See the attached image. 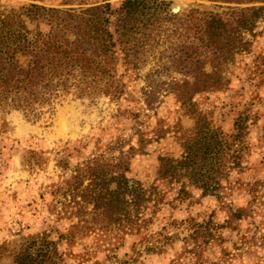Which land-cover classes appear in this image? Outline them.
<instances>
[{"label": "trees", "instance_id": "trees-1", "mask_svg": "<svg viewBox=\"0 0 264 264\" xmlns=\"http://www.w3.org/2000/svg\"><path fill=\"white\" fill-rule=\"evenodd\" d=\"M104 1L87 4L78 0L77 6L70 7L29 3L0 10V111L16 110L37 119L67 96L117 99L125 74L130 70L137 76L150 61L143 75L144 109L153 110L162 92L172 95L194 120L186 129L180 122L172 127L181 153L158 157L156 180L176 184L178 196H186L191 187L201 196L220 198L223 180L229 182L230 171L241 165L243 118L235 121L228 139L209 124L194 97L223 87L221 66L245 47L242 34L251 31L262 7H229L223 13L192 8L179 13L170 11L164 0H122L115 7ZM132 116L134 144L129 135L106 145L94 143L99 146L92 153H86L88 145L80 141L72 146V153H68L69 143L63 147V157L56 161L61 169H68L69 157L86 153L69 169L60 187V203L70 220L64 233L69 242L82 231L106 236L114 230L124 235L151 221L144 213L161 200L157 185L143 186L126 173L131 157L143 153L148 143L162 138L170 127H164L159 117L149 125L137 113ZM141 124L143 129L138 128ZM224 206L225 227L232 230L237 229L238 221L253 216L249 206ZM185 221L189 231L181 239L180 258L187 254L190 264H229L209 261L204 255L214 238L210 218ZM29 244L14 254V264H61L54 241L43 239L36 247H31L34 242ZM155 244L146 245L163 252V245Z\"/></svg>", "mask_w": 264, "mask_h": 264}, {"label": "rangeland", "instance_id": "rangeland-1", "mask_svg": "<svg viewBox=\"0 0 264 264\" xmlns=\"http://www.w3.org/2000/svg\"><path fill=\"white\" fill-rule=\"evenodd\" d=\"M107 1L115 7L122 0ZM164 1L168 2L170 11L179 13L192 8L223 13L229 7H262L251 31L242 34L247 42L245 47L234 54L232 61L221 66L225 79L223 87L194 97L197 109L209 124L220 129L228 139L235 121L243 118L240 168L230 171L229 182L223 180L220 198L201 196L191 187L186 196H178L176 184L156 180L158 157H178L181 153L172 127L180 122L186 129L194 120L179 108L172 95L162 92L153 110L144 109L143 75L150 68V61L137 71V76L130 70L125 74V84L117 99L105 95L93 99L67 96L56 103L52 111H45L37 119L16 110L0 111V264H14V254L21 247L33 242L31 247H36L43 239L55 242L62 256L61 264H171V261L190 264V255L179 257L181 239L189 231L185 221L188 218L197 222L212 220L214 238L204 250L209 261L264 262V0L248 3ZM29 3L70 7L77 6L78 0H0V10ZM135 113L141 122L151 125L159 117L164 127H170L162 138L148 143L143 153L131 157L126 173L128 178L143 186L157 185L161 200L144 213V216H151V221L138 231L124 235L114 230L106 236L82 231L85 234L80 232L82 235L74 236L69 242L64 233L70 220L65 217L59 194L62 180L68 177L70 168L99 145L111 143L116 138L127 139L129 135L130 143L134 144L132 114ZM138 128L143 129V125ZM78 141L88 145L87 152L69 157L68 169L57 167L56 161L63 157L65 144H70L68 153H72L71 148ZM94 143L99 145L94 146ZM113 153L116 154V150ZM226 204L233 208L249 206L253 216L238 221L235 230L225 227ZM147 243L163 245V252L148 249Z\"/></svg>", "mask_w": 264, "mask_h": 264}, {"label": "water", "instance_id": "water-1", "mask_svg": "<svg viewBox=\"0 0 264 264\" xmlns=\"http://www.w3.org/2000/svg\"><path fill=\"white\" fill-rule=\"evenodd\" d=\"M177 8H175L174 10L176 11Z\"/></svg>", "mask_w": 264, "mask_h": 264}]
</instances>
